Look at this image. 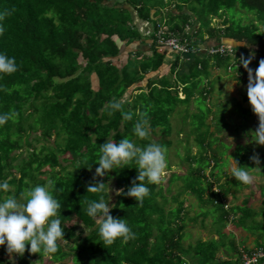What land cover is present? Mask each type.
<instances>
[{
  "label": "trees",
  "instance_id": "16d2710c",
  "mask_svg": "<svg viewBox=\"0 0 264 264\" xmlns=\"http://www.w3.org/2000/svg\"><path fill=\"white\" fill-rule=\"evenodd\" d=\"M167 2L0 0V52L15 57L17 64L15 73L0 74V114H14L0 125V181H7L11 187L0 191V199L11 195L23 203L22 194L29 188L53 179L52 191L61 203L64 228V239L58 241L56 253L48 256L30 254L26 247L24 255L17 257L15 264H31L34 255L39 261L37 264H44L46 260L50 264H63L66 258L73 264H185V256L196 259V264L233 263L231 258L221 260L217 257L219 248L224 247L222 230L230 213L222 201L230 188L219 186L215 178L213 182L205 179L204 171L209 168L212 174L218 164L213 158L216 154L205 139L197 143V156L186 157L189 168L192 164L194 167L181 176L185 177L181 179L182 192L195 194L199 203L214 207L216 219L213 222L218 240L199 239L194 246L182 247L187 218L183 200H178L182 192L169 198L176 203L175 207L165 208L168 200L164 193L180 180L176 174L170 176L165 189L158 184H148L149 195L140 205L133 198L117 196L114 189L127 191L137 176L134 163L116 166L101 179L96 177L109 187V192L102 195L108 202L110 214L126 219L135 233L134 239L121 242L118 238L111 245L104 244L95 220L85 211L87 201L98 199L100 195L86 190L98 167L100 146L107 140L129 138L144 147L149 143L148 139H139L132 131L136 120L144 116L149 121L150 131L158 132L161 137L155 143L167 148L171 145L167 139L170 129L164 126L169 125L175 105L185 107L190 101L205 97L204 93L192 97L193 89L198 86L193 84L183 87L182 99L174 85L152 87L147 92L139 89L128 99L131 101L125 98L128 92L133 93L130 89L148 70L147 66H140V59L130 56L121 66L113 61L120 54L122 42H130L141 35L134 14L140 21L153 23L149 38L156 45L154 34L159 27H166L167 33L181 40L192 39L194 45L206 44V39L199 36L204 29L208 40L215 44L223 39L235 43L244 41L246 46L236 47L237 52L243 55L246 51L248 57L250 51L247 48L250 47L251 53L255 54L251 65L264 58V0ZM171 2H174V10L163 11V5H171ZM192 2L202 11L197 16L190 10ZM236 7L256 13L257 25L242 26L240 21L228 19L227 11ZM185 8L189 10L183 12ZM212 20H219L221 25L211 26ZM187 29L192 35L185 34ZM174 53L180 57L179 53ZM211 58L216 66L226 69L233 66L229 56L214 55L206 59L196 56L190 73L183 77L207 76L205 64ZM234 63L248 77L243 66L239 67V59ZM154 64L157 66L159 60ZM251 65L249 67L253 69ZM121 98L123 110L131 113V120H124L120 111L112 116L107 114L108 102ZM225 178L224 185L227 186ZM214 185L217 192L212 191ZM208 214L207 210L202 212V216ZM259 228L264 231V224ZM232 250H235L234 245ZM8 261L5 247L0 246V264H8Z\"/></svg>",
  "mask_w": 264,
  "mask_h": 264
},
{
  "label": "rangeland",
  "instance_id": "374dc122",
  "mask_svg": "<svg viewBox=\"0 0 264 264\" xmlns=\"http://www.w3.org/2000/svg\"><path fill=\"white\" fill-rule=\"evenodd\" d=\"M173 3L174 2H171V5L168 6L163 5V11H173ZM164 4H168L167 0H164ZM192 6L193 7L190 10H192L193 16H197L199 12H202L196 3L192 2ZM187 10L189 9L185 8L183 9V12H187ZM163 14H165V12H163ZM255 14L256 13L254 12H247L246 10H242L236 7L235 9L230 8L227 11L226 16L228 19L232 17L235 22L240 21L242 26L249 27L250 23L257 25ZM219 25H221L219 23V20H212L211 26ZM142 26L143 25H141L140 28L141 31H150V28L153 27V23H149L150 28L149 26H146V29H143ZM258 27L260 30L262 29L260 26ZM164 29H166V27H164ZM161 30H163V28H161ZM249 50L251 53V48ZM245 53H243V56L246 57ZM230 63L233 66L228 68V75H225V66H220L218 68V77H216L215 74V76L212 75L215 77V79L220 78L219 82L222 83V85L219 91L216 90L218 85L209 84V90L208 86L204 88L203 83H197V85L200 87V94L204 93L203 95L206 98L203 97L201 100H195L193 103L192 101H190L185 107L176 104L174 111L170 116L169 125L167 124V126H164L165 128L170 129V135L167 139L170 140L171 145L165 148L168 166L165 169L158 185H161L163 189H165L172 174L180 176V180L175 181L170 186L169 192L164 193L168 200V202L165 204L166 209L176 206V203L171 202L169 198L172 195L176 196L175 194L179 191L182 192L183 182L181 181V179L183 180L185 177L181 176L187 175L189 169L191 167H194V165L192 164L189 168L186 157L187 155L192 157L197 156L199 150L197 143L204 139L208 144H210L211 150L216 154L213 156V158H216V161H218L217 168L212 172V174H210L211 171L209 168L204 171L205 179L213 182L215 178L219 182V186L222 185L221 187L226 188L224 182L226 181L225 175L227 174V188H230V190L232 192H235L236 194V200L230 196H226V198L223 199L222 202L224 204V207L229 208V206L231 205L233 206L240 203V200L244 196V193L249 190L251 191L250 196L255 193H260L261 199L264 200V144H260L258 141H256L260 139L256 134L259 127V118L256 114H254L249 104V100L247 97L248 80H246L245 78H241L242 81L239 82V85L235 90V95L238 96L237 90L238 88L240 89V95L243 99V102H238L235 98H231L229 92L227 91V88H231V85L229 86V83L232 82V79H228L226 83L221 80V77L223 76L226 80L227 76H233L234 78H237L239 76L238 73H245L240 72L238 64H235L232 59L230 60ZM258 63L259 61L252 64L254 70L258 67ZM206 77L208 78L209 74ZM212 82L213 81H211V83ZM211 88L213 91L211 90ZM181 97L183 96L181 95ZM125 98L127 100L129 99L127 96H125ZM155 132L152 133L150 131V136L149 138H147L149 143L160 141V135L158 134V132ZM216 132L218 134L215 137L214 135L216 134ZM216 138L218 140H216ZM261 142L264 143V141ZM253 155L259 156V164H256L250 159V157H252ZM229 158H231L233 162L237 164V166H246L252 168L249 169L250 174H252L253 177V180L250 184L244 185L232 176L231 169L235 165L232 161H229L228 163ZM228 164H230V168ZM55 170L57 171V168H55ZM103 177L98 178L101 179ZM244 186L247 188L246 190L241 189ZM9 189H11V187H9ZM212 191L217 192L218 188L214 185L212 187ZM205 198L206 196L204 197V199ZM178 200H183V207L187 216V218L184 220L185 228L184 238L181 242L182 247L186 248L189 245L194 246L196 241L199 239L202 241H206L205 239L215 238V226L213 219L215 220L216 217L214 214V207L211 205L207 206V204H205L204 202L203 204L199 203V199L197 198V196L187 191H183L181 195H179ZM255 209L257 210L256 212L254 211V213V209L247 210L243 206V217L241 220L243 222L241 223V225L249 228V231L251 232H261L263 230H260L259 225L264 224V202L263 205H260V207L257 206ZM205 210H207L209 214L207 216H202V212H204ZM255 216H258L260 219H257ZM233 226L236 227L235 224H233ZM78 228H81V226H79ZM227 228L228 227L226 226L224 230H222L223 234L221 238L225 239L227 248H231L233 245L228 244V241H233L236 238L233 237L232 233H226ZM237 228L239 227L237 226ZM233 258H237L236 254H234ZM193 260L194 259L188 257V264H193ZM38 262L39 261L35 255L30 260L31 264H37ZM45 263L50 264L48 260H46L44 264ZM62 263L73 264L70 258H66Z\"/></svg>",
  "mask_w": 264,
  "mask_h": 264
},
{
  "label": "clouds",
  "instance_id": "9594fccd",
  "mask_svg": "<svg viewBox=\"0 0 264 264\" xmlns=\"http://www.w3.org/2000/svg\"><path fill=\"white\" fill-rule=\"evenodd\" d=\"M241 41L237 46L244 45ZM246 46V45H245ZM254 53L248 57L243 55L239 58V65L248 72L247 97L254 114L259 118V127L256 132L260 138V144H264V58L259 60L258 67H249ZM17 71L15 57H9L0 52V74H12ZM107 114L112 116L120 111L124 120H131L130 112L123 110V98L113 99L107 104ZM14 115L13 113L0 114V125ZM133 134L139 139H147L150 136L149 121L141 116L136 120L132 128ZM99 162L95 169V175L91 183L87 184V193L100 194L98 199L87 201L86 214L95 220L98 228V235L104 244L111 245L118 238L121 242H127L135 238V233L129 227L125 218H114L110 214L108 202L105 200V191L109 187L96 177H103L109 170L116 166L134 163L137 169V176L125 191L123 188L114 189L117 196L124 195L133 198L137 205L143 203L144 198L149 195L148 184H158L168 166L166 149L163 145L155 142L147 143L144 147L138 146L129 138L119 141L107 140L99 147ZM250 159L256 164L260 163L258 155ZM232 167L231 174L244 185L250 184L253 180L249 167ZM138 181V182H137ZM55 181L49 179L45 184H37L22 194L24 202L21 203L15 196H7L0 199V246L5 247L8 254V264H15L17 257H22L26 251L30 254H49L58 251V241L64 239V228L60 215L61 203L53 195ZM7 181H0V191H7Z\"/></svg>",
  "mask_w": 264,
  "mask_h": 264
},
{
  "label": "crops",
  "instance_id": "0c3cea01",
  "mask_svg": "<svg viewBox=\"0 0 264 264\" xmlns=\"http://www.w3.org/2000/svg\"><path fill=\"white\" fill-rule=\"evenodd\" d=\"M134 22L137 24V29L141 35H139L135 39L131 40L130 42H122L120 44L121 45L120 54L116 58H113V61L115 63L117 62L121 66V65H124L126 63L128 57L130 56L131 58L140 59V62H141L140 66L145 65L148 67V70L143 75L142 79L139 82L135 83L132 86V89H130V90H132L133 93L130 94L128 92V94L125 96H127L130 99L131 97H134V94L139 92V89H142L144 92H147L152 87L160 88V87L165 86V85L176 86V89H178L179 98L184 97L183 93H182V89L184 86H192L193 84H197V83H203L204 88H206V86H208L209 90H210L209 84L210 85H212V84L218 85L219 87L217 86V88H216V90H218V91L221 89L222 83L219 82L220 78L215 79V77H214L215 75H216V77H218L217 70L220 66H216L217 64L214 63L213 59H209L207 61V63L205 64V70L209 74L208 78L206 76H202L203 74L199 77L198 76H195V77L194 76H186V78H184L183 77L184 74L186 75V74L190 73V69H191L192 65L194 64V59L196 56L180 55V57H179L176 53L170 51V49L157 46L149 38V33L151 32V30H153L152 28H150L149 23L144 22V21H140L139 19H137L136 14H134ZM141 25H143L142 26L143 29L144 28L146 29V26H149L150 31H147V30L141 31L140 30ZM195 29L197 30V27ZM192 33H194V32H192ZM199 36H201L202 39H206L205 40L206 44H209V45L215 44L214 41L208 40V35L206 34L204 29H202L201 34ZM220 43L231 46L236 51L239 50L237 48H242L243 46H245V45L237 46L239 43H235V42H233L231 40H227V39L221 40ZM249 49H250V47L247 48V50H249ZM241 51H243V50H241ZM243 52L245 53L246 51H243ZM157 55H160V56H157ZM197 57L200 59H206V57H208V56L198 55ZM157 60H159V64L156 66V64H154V63ZM252 61H253V59H252ZM198 65L200 67L201 63H199ZM154 66H155V68L153 69ZM227 70L228 69H226L225 75H228ZM253 72L255 73V70ZM212 75H214V76H212ZM238 75H239L238 77L236 76L237 78H234L233 76H227L226 80L224 79V76H223V77H221V80H223L226 83V81L231 78L232 82L229 83V86L231 85V88L230 89L227 88V91L229 92L231 98H235L238 102H243V99L240 95V89L238 88V90H237L238 96L235 95V90L237 89L239 82L242 81L241 78H245L246 80H248V77H246L243 74H242L243 75L242 76L241 73H238ZM188 77L190 80H188ZM211 81H213V82L211 83ZM185 82H189V83L183 84ZM208 87H207V89H208ZM211 90H212V88H211ZM199 94H200V87L197 86V88L193 89L192 97L196 98ZM181 95L183 97H181ZM246 103H247V101H246ZM229 161L233 162V160L231 158L228 159V163H229ZM233 164L235 165V162H233ZM228 166L230 168V164H228ZM226 188H227V186H226ZM241 189L246 190L247 188L244 186ZM250 192L251 191L249 190L246 193H244V196L241 198L240 203H238L237 205L235 204L233 206L232 205L229 206V208H228L229 212H230L229 217L227 219H225V225L228 227L226 230V233H232L233 237L236 238L233 241L229 240L228 244L234 245L235 250H232L233 246L231 248H229V247L227 248L226 243H225V239H224L223 240L224 247L219 248V251L217 252V257L221 260L226 259V258H229V260H230V258H231L233 261V263H231V264H240V251L241 252H247V251H251V250L258 248V247H261L264 250V232L263 231L251 232V231H249L250 230L249 228H246L245 226L241 225V223L243 222V221H241L242 217H243V211H242L243 206L247 210L254 209L253 212L254 211L256 212L257 209H255V208L257 206L260 207V205H263V202H264V200L261 199L260 193H255V194H252L250 196V194H251ZM235 195H236L235 192H232L231 190H229L227 192L226 196L227 197L230 196L236 200ZM226 196H225V198H226ZM255 217L257 219H260L258 216H255ZM237 221H238V223H237ZM234 223H236L235 224L236 227L235 226L233 227ZM237 226L239 228H237ZM214 236H215V238H213V239L218 240V235H216V233ZM209 239H212V238H208L205 240H209ZM234 254H236V256H237L236 259L233 258ZM238 255H239V259H238ZM184 259L186 260L185 264H188L187 256H185ZM192 262H193V264H196V259H194Z\"/></svg>",
  "mask_w": 264,
  "mask_h": 264
},
{
  "label": "built area",
  "instance_id": "2783aa9c",
  "mask_svg": "<svg viewBox=\"0 0 264 264\" xmlns=\"http://www.w3.org/2000/svg\"><path fill=\"white\" fill-rule=\"evenodd\" d=\"M163 28V30H161ZM186 35H192L189 29L186 30ZM155 41L159 47L170 49L180 55H205L214 56L219 55L222 57H231L233 61L240 58L241 53L234 50L231 46L223 43L216 44H197L194 45L191 41L181 40L178 36H174L171 33H167V29L159 27L154 34ZM240 264H264V250L261 248H255L251 251H240Z\"/></svg>",
  "mask_w": 264,
  "mask_h": 264
}]
</instances>
